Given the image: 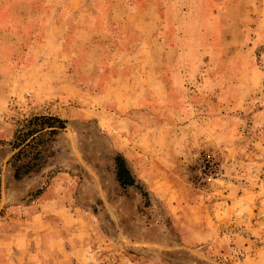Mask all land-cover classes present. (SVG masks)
<instances>
[{
  "label": "rangeland",
  "instance_id": "374dc122",
  "mask_svg": "<svg viewBox=\"0 0 264 264\" xmlns=\"http://www.w3.org/2000/svg\"><path fill=\"white\" fill-rule=\"evenodd\" d=\"M27 2L0 19V264H264V0ZM31 114L65 127L13 180Z\"/></svg>",
  "mask_w": 264,
  "mask_h": 264
},
{
  "label": "trees",
  "instance_id": "16d2710c",
  "mask_svg": "<svg viewBox=\"0 0 264 264\" xmlns=\"http://www.w3.org/2000/svg\"><path fill=\"white\" fill-rule=\"evenodd\" d=\"M66 121L56 115H34L24 117L17 123L11 137L6 142L8 156L4 165L11 172V179L38 172L48 157L47 146L53 138L64 129ZM115 160V181L120 187L131 186L129 175L123 160L118 155Z\"/></svg>",
  "mask_w": 264,
  "mask_h": 264
},
{
  "label": "crops",
  "instance_id": "0c3cea01",
  "mask_svg": "<svg viewBox=\"0 0 264 264\" xmlns=\"http://www.w3.org/2000/svg\"><path fill=\"white\" fill-rule=\"evenodd\" d=\"M21 6H25L27 7L29 10H34L35 11V8H33L31 6V4H29V2H27V0H0V19L3 17V16H9V15H13L14 17L17 16L19 17L20 16V13L18 12L20 10V7ZM58 15V19H67L66 17V13H62L61 11L59 13H57ZM0 31H3V29H0ZM160 83H164L163 81H160ZM132 92V91H131ZM128 96H131V93L128 94ZM135 103L132 102L129 104L128 107L132 108L133 105ZM127 107V108H128ZM161 126V127H155V128H152L151 130H148L149 128H145L146 130L144 131H152V132H156V131H166V129Z\"/></svg>",
  "mask_w": 264,
  "mask_h": 264
},
{
  "label": "built area",
  "instance_id": "2783aa9c",
  "mask_svg": "<svg viewBox=\"0 0 264 264\" xmlns=\"http://www.w3.org/2000/svg\"><path fill=\"white\" fill-rule=\"evenodd\" d=\"M202 159H203V163L201 167L204 169V171H206L205 174H207V176H211L212 173L214 172L213 161L206 154L204 155V157H202Z\"/></svg>",
  "mask_w": 264,
  "mask_h": 264
}]
</instances>
